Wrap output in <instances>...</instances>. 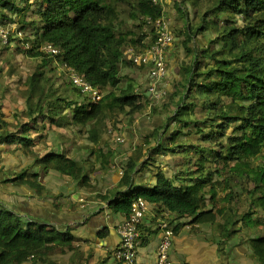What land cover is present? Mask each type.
Listing matches in <instances>:
<instances>
[{
	"label": "trees",
	"instance_id": "16d2710c",
	"mask_svg": "<svg viewBox=\"0 0 264 264\" xmlns=\"http://www.w3.org/2000/svg\"><path fill=\"white\" fill-rule=\"evenodd\" d=\"M186 3L193 8L191 19L196 24L191 25L192 30L185 25L175 35L178 44L193 56L188 65L185 58L182 61L169 96L175 109L143 139L145 145L153 140L152 144L145 149L137 147L138 153L122 164L119 186L132 185L141 160L142 169L154 173V183L132 187L128 193L116 192L109 204L113 212L128 216L132 202L141 196L155 204L156 216L164 218L163 214H167L171 224L187 218L190 224L215 225L220 238L228 239L239 233L233 228L239 222L247 227L264 225V0H175L174 8L184 18L187 12L181 4ZM162 11V6L153 5L151 0H137L130 14L145 24V17H159ZM116 14L114 3L105 0H0V26L13 27L16 23L23 34L15 38L23 44L21 51L41 58L20 94L23 109L12 113L13 121L0 116V144L18 146L43 173L52 170L67 175L78 186L90 187L88 173L80 161L59 150L39 155L33 147L45 138L47 125L56 122L81 127L92 124L87 130L88 139L98 144L102 130L97 125L105 115H133L146 109V101L141 100L146 96L133 92L130 84L123 88L118 75L127 35L117 31ZM208 30L213 32L208 43L190 50L195 37ZM27 32L29 36L25 37ZM145 37L144 33L138 35L131 43L142 45ZM10 40L11 37L8 43H0L7 47ZM153 41L152 36L144 48ZM49 44L59 50L57 54L40 50ZM55 59L60 66L66 65L62 71L68 78L71 68L100 90L101 98L93 102L73 87L86 99L62 96L45 73L47 66L54 68ZM225 99L230 103L223 104ZM104 150L100 148L96 156L103 167L110 163V152L106 150L105 154ZM167 156L172 160L164 162ZM254 158H259L260 163L252 167ZM222 170L237 178L246 177L253 185L248 190L249 208L236 220L219 221L236 198L228 179H214V175L223 174ZM3 175V182L13 186H27L38 192L43 189L39 174L27 168ZM219 188L224 194H218ZM254 208L262 217L252 218ZM139 229L141 243H146L142 224ZM247 243L257 261L264 264V234L249 236ZM82 247L69 228L23 219L0 202V264H58L51 260L57 248L71 250L75 255L82 253ZM97 264L123 263L109 253Z\"/></svg>",
	"mask_w": 264,
	"mask_h": 264
},
{
	"label": "crops",
	"instance_id": "0c3cea01",
	"mask_svg": "<svg viewBox=\"0 0 264 264\" xmlns=\"http://www.w3.org/2000/svg\"><path fill=\"white\" fill-rule=\"evenodd\" d=\"M164 4L166 5L164 15L171 28V19L176 17L177 12L174 6L170 4V0H164ZM167 11L168 15L166 14ZM171 15L173 17L170 18ZM178 42L179 40L175 35L173 45L165 53L167 67L165 75L158 81L156 89L152 92L150 91V87L146 89V86L141 93L135 92L136 94H144L146 98L142 96V100L146 101V103L149 102L151 104L154 100L160 98L165 93L163 92L161 96H158L160 90L171 94L174 86L173 81L179 78L183 60ZM141 67L145 72V84L148 85L149 83L150 86V82L152 81L149 73L150 69L148 66ZM136 75H138V72ZM23 106L24 104L20 105L18 109L22 110ZM150 109L151 106L149 105L146 110L150 112ZM138 114L142 116L141 113ZM163 119L162 114H156L153 117L154 124L147 126V122L140 123L139 118H137L134 126H126L121 128L118 133H110L111 135L116 134V136H122L124 142L130 148L129 151L131 150L130 153H132L133 150L140 147L138 129L139 131H145L146 129L153 130L155 127L162 125L164 122L162 121ZM54 125L61 127L62 125L74 126L69 123L56 122L55 124L47 125L46 131L48 132L52 127L54 128ZM135 126L137 130H135ZM46 131H44L45 136L47 134ZM108 136L110 135L105 133V136H100V139L104 140V137ZM52 139L54 142L55 138ZM50 142L47 141V144H50ZM152 142L149 145L143 144V148H147ZM100 148L102 147L99 146L96 148V144H94L91 150L88 147L87 149L85 147L79 149L78 147H72V145L67 147L63 143L60 150L55 147L52 149L49 148V150L63 151L67 157L80 161L88 173L90 187L78 186L69 176L59 174L52 170L43 173L39 166L32 164V158L27 156L28 163L23 168H27L30 173L39 174V182L43 185V189L38 192L27 186H14L18 189L17 192H14L15 202L11 204L7 203V205L1 200L0 202L16 212L23 219H36L56 227L69 228L83 247L91 248L100 255L106 256L109 253L111 254L120 241L117 226L125 216L121 212H113L110 208V201L115 197L116 192L128 193L132 187L144 188L145 186H151L154 183V173L147 168L142 169L141 162L143 160H141L133 174L132 185L121 187L119 186V182L123 173L122 163H114L110 167V164L116 162L115 160L121 157L117 156L113 159L110 156V163L103 167L100 161L96 159L97 152ZM4 150H10L8 154L11 156H18V153L23 154L16 145L0 144V155L3 158H5V155L2 156ZM49 150H41L39 155ZM81 151L91 152L85 154L84 157H81L82 160H80L81 158L77 156V153ZM167 157L163 158L164 162L168 159ZM161 158L160 156L159 160ZM100 165L103 169L96 170V166ZM10 169L11 171L17 172L14 168ZM21 198L24 200L20 201L19 199ZM9 205L12 207H9ZM156 209L155 204L148 203V209L142 223L144 232L147 234V242L141 243V240H139L137 251L139 264H153L155 262L156 248L161 237V232L157 229L156 224L162 219L159 215L156 216ZM163 215H165L164 219H170L167 214ZM173 225L175 227V233L170 248V258L173 264H260L253 256L252 250L247 243L248 237L244 234L238 233L236 236L222 239L216 233L215 229L212 228L213 226L211 224H190L187 218L174 221ZM145 230L148 231L146 232Z\"/></svg>",
	"mask_w": 264,
	"mask_h": 264
},
{
	"label": "rangeland",
	"instance_id": "374dc122",
	"mask_svg": "<svg viewBox=\"0 0 264 264\" xmlns=\"http://www.w3.org/2000/svg\"><path fill=\"white\" fill-rule=\"evenodd\" d=\"M105 1H112L115 6L116 10V19H115V25L118 32H122L123 34L127 35V42L123 46V52L121 61L118 63L119 70L118 75L119 78L122 80L121 84L123 88H126L129 84L131 85L133 92H142L146 86V89H149V83L148 85L145 84V72L141 66H135L131 63L128 56L131 54V50L133 53H136V51H140L138 53L143 52L146 48H144V44H146L149 40H151L152 35L148 34V29L146 28L145 24H141V19H138L136 16L131 15L133 10V6L136 4L137 0H105ZM175 0H170V4L174 6ZM163 8L165 9L166 5L164 4V0H162ZM185 6V11L187 14L182 17L180 13H176V17L172 20V26L171 31L174 34H177L180 30H183L186 26H190V30L193 28L194 24H196V20H192L191 16L193 13V8H191L190 4H181ZM168 15V11L166 13ZM173 17L172 15L170 18ZM166 18V17H165ZM169 18V16H168ZM167 20V18H166ZM192 20V21H190ZM188 21V22H187ZM188 23V24H187ZM9 27V26H8ZM192 28V29H191ZM10 29V44L6 47L3 46V44L0 43V68H2L0 72V112L1 117L8 119L9 121H13L12 113L15 110H19L20 105L24 104V99L20 95L21 92L25 89V80L28 76L31 75V73L35 70L36 66L41 63L40 57H31L27 55L26 53L22 52L21 44L17 39L13 37V33L15 30H18V25L15 23V27H9ZM146 34L145 40L143 41L142 45L137 44L135 46V43H131V39L133 41L136 40V37L138 35ZM29 32L26 33L25 37H28ZM183 37V35H182ZM213 37V32L211 30H208L204 33H200L195 37L193 43L191 44L190 50H196L197 46H204L208 43V40ZM183 39V38H182ZM146 46V45H145ZM178 47L180 48V54L186 59L185 63L188 65L191 62V58L193 56V52L186 51V49L183 48L182 44H178ZM193 48V49H192ZM139 49V50H138ZM188 52V53H187ZM182 60V61H183ZM58 60H54L53 62V69H50L49 66L45 68L46 76H49L50 84H53V86H56L58 88V92L62 94V96H69L72 99L80 100V99H86L82 94L79 92H76L74 90L69 82V78L65 72L60 69V64L57 63ZM167 68V67H166ZM138 72V75L136 73ZM178 78L173 81L176 86ZM158 83V82H157ZM157 83L155 84V87L157 86ZM151 84V82H150ZM174 90V87L172 88V91ZM165 93L160 97L154 100L153 103L149 104L147 102L146 109L150 105L151 109L147 111L146 109L141 112L142 116H139L136 112L133 115H129L125 112L120 113H114L111 115H105L102 121H100L99 125L97 127H100L102 130L101 137L105 133L107 135H110L108 137H104V140L100 139L98 144H96L97 147L107 148L110 153V156L113 157V159L117 156H120L121 158H117L116 162H111L110 167L114 165V163H122L125 164L126 161L132 157L135 156L134 152L136 150H133L132 153L131 150L129 151V146L126 142L118 143L116 141V134L111 135V133L118 131L121 128H124L126 126H134L136 124V119L139 118L140 123L147 122V126L153 125V117L156 114H162L164 119L162 121L165 122L169 114L175 109V102H171L169 96L170 94L166 91ZM78 93V94H77ZM172 93V92H171ZM143 98H141L142 100ZM230 103L229 100L225 99L223 104ZM144 112V113H143ZM198 117L202 116V113H197ZM163 124V123H162ZM236 124L231 125L230 128L227 130L226 137L229 136L232 133V130ZM91 125H88L86 127L78 126H57L54 125V128H52L47 132L46 138L44 140H41L39 143L33 147V150L40 153L41 150H49L53 147L60 150L62 143L66 144L67 147L72 145L74 148L82 149L85 147L89 148L91 150L92 144L88 139V129L91 128ZM173 126V123L170 125V128ZM135 130H137V127L135 126ZM151 132L152 130L146 129L145 131H139L138 129V141L143 146L146 135H148V132ZM111 132V133H110ZM109 133V134H108ZM112 136V137H111ZM54 139V142L52 141ZM52 139V140H51ZM47 141H51L50 144H47ZM223 141H226L223 139ZM138 144V145H139ZM105 145V146H104ZM40 148V150H39ZM66 149V148H65ZM67 150V149H66ZM97 150V149H96ZM104 151V153L106 152ZM91 151H81L77 153V156L79 158L84 157L85 154L89 153ZM8 153L9 151L2 152V156L5 155V158L1 157L0 155V200L2 202H5L11 204L12 202H15L14 192H17L18 189H16L13 185L7 182H3L4 175L3 173H6L10 171V168H14L17 171L23 168L28 163V157L29 155H23L21 153H18V156H11ZM138 151L136 152V154ZM14 155V154H13ZM109 156V155H108ZM109 156V157H110ZM168 161L172 160L171 156L167 157ZM112 159V161H113ZM82 160V158L80 159ZM98 163V162H97ZM260 163L259 158H254L251 161V166L255 167ZM216 167L212 164V169L214 170ZM103 169L100 166H96V170ZM223 174L221 175H214V179L219 178L220 180L228 179L230 182V187L233 189V193L236 194V198L233 201V205L230 206L231 210H227L225 213V216L219 217V221H224L225 219L230 220H236L241 218L245 212H247L249 208V203L251 197L248 193V190H251L253 188V185L249 179L246 177L237 178L235 177V174L232 172H228L226 170H222ZM218 194L222 195L224 192L219 188ZM24 200L23 198L19 199ZM9 207H12L9 205ZM262 217V213L259 209L254 208V213H252V218H258ZM213 229H215V225H212ZM233 228H236L239 230L240 234H244L245 236H254L257 234H264V225L262 227H252L250 225L247 227L244 225V223L239 222L236 225L233 226ZM91 250V251H90ZM92 253V255H90ZM105 255H100L97 251L95 252L91 248H85L82 247V253L79 252L74 255V253L71 250L68 249H60L57 248V252L52 255L51 260H54L58 264H97L101 260L104 259ZM111 261V258L109 262ZM24 264H34L31 261L24 263ZM42 264V263H38Z\"/></svg>",
	"mask_w": 264,
	"mask_h": 264
},
{
	"label": "built area",
	"instance_id": "2783aa9c",
	"mask_svg": "<svg viewBox=\"0 0 264 264\" xmlns=\"http://www.w3.org/2000/svg\"><path fill=\"white\" fill-rule=\"evenodd\" d=\"M153 5L162 6V0H151ZM145 26L149 30L148 34L154 37L153 43L141 53L129 54L128 58L135 66H148L150 76L152 78L150 91L156 89L155 84L164 77L166 72L165 53L174 43V34L172 33L164 15V8L159 17L152 18L147 16L144 18ZM15 27V26H13ZM20 30L14 31V38H21ZM10 37V29L8 26H0V42L8 43ZM40 50L48 54H57L58 49L52 45H42ZM62 69H66V65L61 63ZM70 75L69 80L73 88L79 90L82 94L96 102L101 98L100 90L92 86L82 76L77 74L73 69H68ZM164 91H160L161 96ZM116 141L123 143L122 136L117 135ZM148 209V202L141 196H137L131 204V211L128 216L118 224L117 232L120 235V241L116 248L112 251V256L122 261L123 264H139L137 260L138 244L140 240L139 226L143 223L145 214ZM157 229L161 232V237L156 248V257L153 264H173L170 258V248L173 243L175 227L167 219H160L156 224Z\"/></svg>",
	"mask_w": 264,
	"mask_h": 264
},
{
	"label": "clouds",
	"instance_id": "9594fccd",
	"mask_svg": "<svg viewBox=\"0 0 264 264\" xmlns=\"http://www.w3.org/2000/svg\"><path fill=\"white\" fill-rule=\"evenodd\" d=\"M164 13H165V10H164ZM166 19V18H165Z\"/></svg>",
	"mask_w": 264,
	"mask_h": 264
}]
</instances>
